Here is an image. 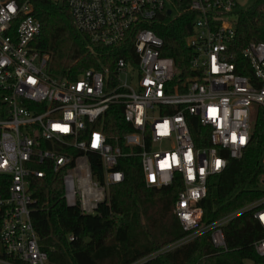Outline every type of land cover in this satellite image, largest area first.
I'll use <instances>...</instances> for the list:
<instances>
[{"label": "built area", "instance_id": "1", "mask_svg": "<svg viewBox=\"0 0 264 264\" xmlns=\"http://www.w3.org/2000/svg\"><path fill=\"white\" fill-rule=\"evenodd\" d=\"M51 1L66 4L92 45L119 52L112 65L76 78L52 76L48 56L33 45L41 22L32 0H0V264H52L39 243L28 191V177H42L37 166L46 163L64 170L62 197L83 214H93L108 200L109 185L124 180L118 168L124 157L140 159L147 187L180 185L173 213L186 234L161 253L207 231L215 248L226 249L222 227L245 210L254 209L264 228V199L201 224L199 203L209 181L242 157L252 117L264 107V42L251 40L235 51L238 0H188L196 14L187 37L190 74L178 81L173 59L161 55L162 39L148 27L163 11L179 13L171 0ZM112 104L122 106L128 127L122 135L106 131ZM89 153L101 160L102 180L92 175ZM254 248L264 257V237Z\"/></svg>", "mask_w": 264, "mask_h": 264}, {"label": "trees", "instance_id": "2", "mask_svg": "<svg viewBox=\"0 0 264 264\" xmlns=\"http://www.w3.org/2000/svg\"><path fill=\"white\" fill-rule=\"evenodd\" d=\"M171 1L179 13L170 16L163 11L148 27L162 39L161 55L173 59L178 81L190 74L187 37L196 14L188 9V0ZM32 6L34 16L41 22L33 45L48 56L50 75L73 79L87 69L113 64L119 51L92 45L75 28L66 4L32 0ZM234 28L237 53L251 40L264 42V0H255L251 6L237 11ZM2 95L0 90V108H4ZM106 124L110 135L127 131L121 105L110 106ZM263 156L264 107L258 106L242 157L230 159L224 172L209 181L207 194L199 203L203 210L201 224L208 225L263 201ZM88 158L93 177L102 180L100 158L94 153H89ZM37 168L44 170V175L28 177V191L33 198L30 213L40 246L47 251L52 264H132L186 234L173 213L180 185L147 187L137 156L119 160L124 180L109 185L108 200L99 204L93 214H83L77 207L66 205L62 197L64 170L55 172L51 163ZM3 178L0 175V187ZM260 207H264V201ZM253 211L245 210L223 225L226 249L215 248L210 240L211 231H207L139 264H244L245 260L261 264L264 257L256 253L254 243L264 237V228L253 217Z\"/></svg>", "mask_w": 264, "mask_h": 264}, {"label": "rangeland", "instance_id": "3", "mask_svg": "<svg viewBox=\"0 0 264 264\" xmlns=\"http://www.w3.org/2000/svg\"><path fill=\"white\" fill-rule=\"evenodd\" d=\"M255 0H238V3L242 6V8H247V7H249V6H251L252 4H253V2H254ZM255 115V114H254ZM254 115H253V117H252V120H253V118H254ZM164 145H155V146H153V149L154 150H157V149H159L160 147H163ZM262 186L264 187V184H262ZM163 248V247H162ZM162 248H160L159 250H157L156 252H153V253H151V254H149L148 256H146L145 258H143L142 259V261H144V260H146V259H148V258H151V257H153V256H155V255H158L159 253H161L160 251L162 250ZM0 250H1V244H0ZM244 264H255L253 261H251V260H245L244 261ZM261 264H264V262L263 263H261Z\"/></svg>", "mask_w": 264, "mask_h": 264}, {"label": "water", "instance_id": "4", "mask_svg": "<svg viewBox=\"0 0 264 264\" xmlns=\"http://www.w3.org/2000/svg\"><path fill=\"white\" fill-rule=\"evenodd\" d=\"M170 12H171L170 10H167V14H170ZM263 183H264V181H263Z\"/></svg>", "mask_w": 264, "mask_h": 264}]
</instances>
